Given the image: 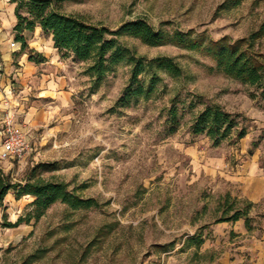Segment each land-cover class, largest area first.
Segmentation results:
<instances>
[{
  "label": "rangeland",
  "instance_id": "obj_1",
  "mask_svg": "<svg viewBox=\"0 0 264 264\" xmlns=\"http://www.w3.org/2000/svg\"><path fill=\"white\" fill-rule=\"evenodd\" d=\"M58 10L111 28L143 17L167 33L178 30L204 44L222 37L244 39L264 61V32L254 35L264 24V0L239 5L227 0H63ZM122 40L147 60L173 58L181 74L157 70L149 98L120 105L131 76L127 62L116 65L96 89L86 73L88 63L68 53L59 52L62 63H53L57 69L31 64L19 71L23 65L16 57L6 71L15 97L9 107L25 126L27 153L22 160L0 159V170L23 180L34 166L49 163L51 170L37 172L70 183L98 205L72 209L58 201L38 220L0 225V264H220V249L203 250L199 239L210 224L232 213L229 204L237 196L226 181L204 171L199 156L227 152L232 162L224 150L237 142V131L215 152L206 134L192 133V123L208 105L240 113L239 126L247 127L248 142L259 143L264 156L263 89L227 76L203 50ZM151 73L144 72L141 82L146 84ZM33 199L9 192L0 206V223L25 216ZM239 199L236 207H243L245 199Z\"/></svg>",
  "mask_w": 264,
  "mask_h": 264
},
{
  "label": "trees",
  "instance_id": "obj_2",
  "mask_svg": "<svg viewBox=\"0 0 264 264\" xmlns=\"http://www.w3.org/2000/svg\"><path fill=\"white\" fill-rule=\"evenodd\" d=\"M16 4L15 39L22 44V50L27 47L25 31H34L40 26L45 33L51 34L54 46L59 52L68 53L82 62H87L86 73L91 77L92 88H98L105 76L113 68L123 62L132 66L129 84L118 99V104L127 105L132 99L149 98L158 81L157 70L177 76L182 72L181 67L173 58L167 56L147 60L137 54L129 46L124 37L138 38L150 46H158L168 42L185 45L191 49L203 50L215 61L217 68L242 83L261 87L264 94V61L253 51L252 43L244 39L232 41L227 37L211 40L204 44L202 41L191 39L187 33L175 31L167 33L157 28L143 17L121 23L116 28L104 24H93L80 15L64 13L58 10L63 0H11ZM233 5H239L242 0H227ZM264 32V24L258 33ZM31 61L42 62L43 56L31 55ZM147 70L151 71L150 80L145 84L140 76ZM242 114L227 111L222 105H208L202 109L192 123V133L206 134L213 146L220 145L234 131L236 140H240L248 133L246 126H239ZM240 127V128H239ZM238 129V130H236ZM257 145L256 142H254ZM45 167L52 169L49 163L34 166L23 180H14L10 172L0 170V206L11 191L17 199L31 195L30 210L25 216H19L15 222H3L0 225L16 227L22 222L38 220L56 202L61 201L72 209L91 208L98 205L92 197H84L77 188L70 186L64 180L45 178L37 170ZM231 197L230 193L227 197ZM240 199L234 198L229 204L232 213L221 217L217 222L245 218L250 225V210L253 203L245 200L243 207H236ZM6 217V215H4ZM204 239H199V244Z\"/></svg>",
  "mask_w": 264,
  "mask_h": 264
},
{
  "label": "crops",
  "instance_id": "obj_3",
  "mask_svg": "<svg viewBox=\"0 0 264 264\" xmlns=\"http://www.w3.org/2000/svg\"><path fill=\"white\" fill-rule=\"evenodd\" d=\"M15 7L16 4L11 0H0V59L3 61L0 80V126L5 108L15 100L6 81V71L12 65L13 59L19 58L18 64L23 65L19 71H23L31 64L57 69L53 63H62L52 35L45 33L40 26H36L34 31L24 32L27 47L22 50L21 42L15 39L14 27L17 23ZM13 40L18 42L21 48H12ZM28 48L31 49L29 53L26 51ZM31 55L43 56L45 60L31 61L29 59ZM248 136L249 133L224 150L231 155L232 162L227 159V152L211 157L203 151L199 156L206 173L214 178H222L232 187L230 191L232 194L253 203L249 213L251 218L249 226L245 218H239L216 222L204 229L202 249L206 250L209 247L220 249L218 253L220 264H264V156L259 143L257 145L252 143L251 146L247 140ZM220 147L221 145L213 146L215 152Z\"/></svg>",
  "mask_w": 264,
  "mask_h": 264
},
{
  "label": "built area",
  "instance_id": "obj_4",
  "mask_svg": "<svg viewBox=\"0 0 264 264\" xmlns=\"http://www.w3.org/2000/svg\"><path fill=\"white\" fill-rule=\"evenodd\" d=\"M11 47L18 49L20 44L13 40L11 42ZM2 70L3 61L0 59V80L2 78ZM2 123L4 124V129L0 131V159H24L27 153V145L25 142V126L16 121V114L9 106H7L4 110Z\"/></svg>",
  "mask_w": 264,
  "mask_h": 264
}]
</instances>
